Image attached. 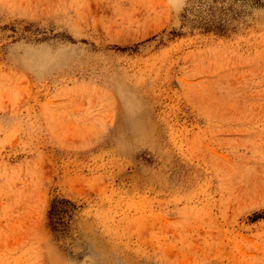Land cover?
Returning a JSON list of instances; mask_svg holds the SVG:
<instances>
[{"label": "rangeland", "instance_id": "1", "mask_svg": "<svg viewBox=\"0 0 264 264\" xmlns=\"http://www.w3.org/2000/svg\"><path fill=\"white\" fill-rule=\"evenodd\" d=\"M0 264H264V0H0Z\"/></svg>", "mask_w": 264, "mask_h": 264}]
</instances>
